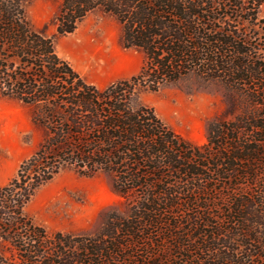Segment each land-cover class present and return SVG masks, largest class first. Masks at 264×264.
Wrapping results in <instances>:
<instances>
[{
    "label": "trees",
    "instance_id": "16d2710c",
    "mask_svg": "<svg viewBox=\"0 0 264 264\" xmlns=\"http://www.w3.org/2000/svg\"><path fill=\"white\" fill-rule=\"evenodd\" d=\"M264 0H62L59 36L97 9L143 53L130 78L99 89L32 29L21 0H0V95L31 108L45 136L0 186V248L13 264H264ZM219 82L239 112L203 147L137 101L188 77ZM233 96V97H234ZM113 174L131 200L93 236L49 237L25 214L64 167ZM0 264L7 260L0 253Z\"/></svg>",
    "mask_w": 264,
    "mask_h": 264
},
{
    "label": "rangeland",
    "instance_id": "374dc122",
    "mask_svg": "<svg viewBox=\"0 0 264 264\" xmlns=\"http://www.w3.org/2000/svg\"><path fill=\"white\" fill-rule=\"evenodd\" d=\"M61 2L21 0L32 29L52 38L57 55L85 82L102 89L139 70L143 53L124 48L120 24L102 10L87 14L72 33L59 36L55 18ZM259 17L264 18V6ZM233 96L221 83L193 76L157 92H141L137 101L151 107L164 124L191 145L203 147L210 123L231 120L239 112L234 108V98L238 102V97ZM31 113V108L0 95V186L15 176L23 160L33 154L45 136L31 122ZM130 202L113 189V174L100 171L93 177H83L64 166L34 193L24 211L49 237L57 233L85 237L96 234L110 213L125 216ZM0 253L7 264L18 261L8 243Z\"/></svg>",
    "mask_w": 264,
    "mask_h": 264
},
{
    "label": "bare ground",
    "instance_id": "6f19581e",
    "mask_svg": "<svg viewBox=\"0 0 264 264\" xmlns=\"http://www.w3.org/2000/svg\"><path fill=\"white\" fill-rule=\"evenodd\" d=\"M99 33V32H98ZM103 44V43H102ZM115 46V45H114ZM113 48V47H112ZM78 49V48H77ZM92 55V54H91ZM87 57H89V56H87ZM92 57V56H91Z\"/></svg>",
    "mask_w": 264,
    "mask_h": 264
}]
</instances>
